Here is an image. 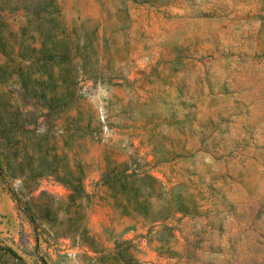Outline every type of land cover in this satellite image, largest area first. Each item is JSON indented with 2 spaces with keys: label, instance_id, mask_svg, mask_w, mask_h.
Returning <instances> with one entry per match:
<instances>
[{
  "label": "rangeland",
  "instance_id": "obj_1",
  "mask_svg": "<svg viewBox=\"0 0 264 264\" xmlns=\"http://www.w3.org/2000/svg\"><path fill=\"white\" fill-rule=\"evenodd\" d=\"M0 256L264 264V0H0Z\"/></svg>",
  "mask_w": 264,
  "mask_h": 264
},
{
  "label": "trees",
  "instance_id": "obj_2",
  "mask_svg": "<svg viewBox=\"0 0 264 264\" xmlns=\"http://www.w3.org/2000/svg\"><path fill=\"white\" fill-rule=\"evenodd\" d=\"M71 94L69 93V94H67V95H64V96H70ZM68 186H70V188H72V190H73V185H71L70 183H68ZM76 186H78V185H76ZM76 186L74 185V190H75V188H76ZM76 189H78V188H76ZM0 264H3V261H2V259H1V256H0Z\"/></svg>",
  "mask_w": 264,
  "mask_h": 264
}]
</instances>
